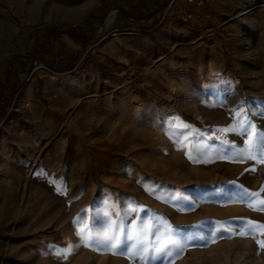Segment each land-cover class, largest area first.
Returning a JSON list of instances; mask_svg holds the SVG:
<instances>
[{
	"label": "rangeland",
	"instance_id": "1",
	"mask_svg": "<svg viewBox=\"0 0 264 264\" xmlns=\"http://www.w3.org/2000/svg\"><path fill=\"white\" fill-rule=\"evenodd\" d=\"M31 1L0 0V50L29 47L36 26L24 10ZM253 1L263 6L243 14L235 7L219 26L206 22L212 31L201 24L152 48L161 53L156 86H128L125 77L123 86H64V104L52 105L56 93L41 96L38 115L24 85L48 71L42 57L34 56L17 86H5L1 71L0 239L7 257L17 264H140L95 250L78 232L136 236L129 251L143 244L138 255H146L164 247L153 235L158 226L160 236L170 226L183 240L239 232L242 221L264 224V211L240 202L241 188L259 192L254 205L264 202V163L235 158L247 147L237 112L264 130V4ZM103 36H83L82 55H97ZM38 63L44 68L31 74ZM4 152L15 156L12 168ZM250 226L253 235L207 247L193 241L171 264H264V228ZM65 245L79 246L65 259L56 254Z\"/></svg>",
	"mask_w": 264,
	"mask_h": 264
},
{
	"label": "crops",
	"instance_id": "2",
	"mask_svg": "<svg viewBox=\"0 0 264 264\" xmlns=\"http://www.w3.org/2000/svg\"><path fill=\"white\" fill-rule=\"evenodd\" d=\"M100 1L32 0L24 10L36 26L34 33L28 34L29 47L24 46L19 51L14 47L0 50V76L3 71L4 78H8L5 86H17L20 73L29 70L34 56L40 55L44 60L48 71L24 85V95L38 115L44 113L41 96L56 93L52 105H60L61 101L64 104V86H113L124 77L129 79L128 86H156L162 79L161 67L155 65L161 53L152 48L167 37H177L183 30L193 34L202 28L201 24L212 31L235 11V7L242 9L251 3V0H211L199 7L196 16L184 24L178 16L188 10L185 0H109L108 6ZM260 1L264 4V0ZM4 11L6 9L0 7L3 20L6 19ZM206 22L212 23L213 28ZM68 24H75L76 28L66 31L63 28ZM102 35L109 37L101 44L98 54L89 50L82 55L83 36ZM208 35L209 43L215 44V36ZM78 54L80 58L69 68ZM2 83L0 78V86ZM53 117L50 116V120ZM14 157L5 152L1 154L8 168L16 165ZM4 251L0 239V264H17Z\"/></svg>",
	"mask_w": 264,
	"mask_h": 264
},
{
	"label": "snow or ice",
	"instance_id": "3",
	"mask_svg": "<svg viewBox=\"0 0 264 264\" xmlns=\"http://www.w3.org/2000/svg\"><path fill=\"white\" fill-rule=\"evenodd\" d=\"M236 115L241 118L239 134L247 137L245 140L247 147L240 148L235 158L241 160L251 159L257 163H264V130H257L256 126L247 119L246 113L237 112ZM224 143L227 144L228 142L225 141ZM229 146L232 147L231 145ZM253 148L259 150V155H253ZM189 159H192V157L190 156ZM193 162L197 161L193 160ZM252 170L254 171L255 168ZM61 191H63V188H61ZM260 191H264V186H262ZM258 196L259 192L253 193L249 192L247 189L241 188L240 202L246 203L250 208H253V210L264 211V202H261L260 205H254L253 203ZM105 215H107V213H105ZM253 224L259 228H264V224H260L259 222L242 221L239 227L243 230L239 232L228 233L225 228L221 229L219 232H210L208 237L193 235L183 240L180 238L178 231L172 229L170 226L165 235L160 236V226H158L154 230L153 235H155L157 240L163 244L164 247L159 251V253L153 250L147 252L146 255H138L139 252L146 248L143 244L139 245L136 251H129V249L133 247V245L129 242L135 241L138 238L136 236L127 235L118 241L114 233L103 230L94 235H87L84 230H81L78 232V235L82 241L85 239L87 240V245H92L95 250L100 252L111 250L113 251V254L128 255L130 259L138 258L140 260V264H155L158 260L161 261V264H171V258H179V256L193 241H196L198 246L207 247L210 242H215L216 239L232 238L233 235H253L255 233V228L250 226ZM221 232L224 234L222 235ZM142 234L143 231L141 230V235ZM258 245L261 248H264V242L258 241ZM78 246L79 245H65L64 248L57 249L56 254L66 259L67 256L71 255ZM165 257L169 259L165 261Z\"/></svg>",
	"mask_w": 264,
	"mask_h": 264
},
{
	"label": "built area",
	"instance_id": "4",
	"mask_svg": "<svg viewBox=\"0 0 264 264\" xmlns=\"http://www.w3.org/2000/svg\"><path fill=\"white\" fill-rule=\"evenodd\" d=\"M185 1L188 5V10L179 14L178 20L181 23L187 24L190 19H192L194 16H196L197 9L201 6H203L204 4H206L207 2H210L211 0H185ZM244 10L245 9L243 8L242 11H244ZM43 68H44L43 64L38 63L33 67L31 74H33L36 71L41 70Z\"/></svg>",
	"mask_w": 264,
	"mask_h": 264
},
{
	"label": "bare ground",
	"instance_id": "5",
	"mask_svg": "<svg viewBox=\"0 0 264 264\" xmlns=\"http://www.w3.org/2000/svg\"><path fill=\"white\" fill-rule=\"evenodd\" d=\"M251 2V1H250ZM259 6H263L262 4L258 3V2H251L249 6H247V8L244 11H239L238 14H243L246 13L248 10H250L251 8H255V7H259Z\"/></svg>",
	"mask_w": 264,
	"mask_h": 264
}]
</instances>
